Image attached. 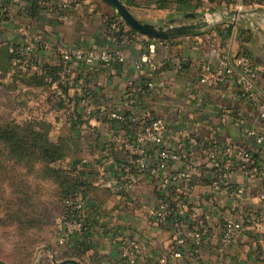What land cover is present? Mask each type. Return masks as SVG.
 Listing matches in <instances>:
<instances>
[{"label":"crops","instance_id":"crops-1","mask_svg":"<svg viewBox=\"0 0 264 264\" xmlns=\"http://www.w3.org/2000/svg\"><path fill=\"white\" fill-rule=\"evenodd\" d=\"M66 1L50 0V6L44 13L42 21L35 22L33 25L30 23V17L19 15L18 0H8L13 9L6 17L7 20L0 19V45L6 41L22 42L19 28L16 27L19 23H29L32 35L40 34L46 42L54 45H79L85 50L118 48L122 50L125 59L116 60L111 66L97 61L91 66L86 64L81 67L86 70L89 81L87 83L86 80L84 91L93 86L103 95V103L98 106L91 102L93 98L91 100L88 97L83 110L86 118H91V130L102 132L105 138L94 147L90 143L92 139L86 138L89 144H86L85 152L78 157L88 159L89 154L96 153L100 163L104 165V169L110 171L111 176L117 171L120 173L122 166L130 162L131 156L125 152V143L135 132L125 131L115 138L113 136L114 147L108 139L112 133V124H107L106 127V124L102 125L100 120L96 119L97 117H90V114L96 110L106 115H109L111 111H120L125 114L126 112L135 113L141 118L150 115V118L155 115L167 118L169 128L166 146L170 151H177L180 159L167 160L168 163L162 166L156 148L151 147L154 159L150 162L155 163L156 167L149 168L150 171L147 172L146 177H143L142 184L131 191V200L123 203L119 194L115 193L102 206L103 210L111 214L112 221L118 228L120 227L126 236L133 238L139 245L141 253L138 264H158L162 254L172 243L177 232L174 231L173 223L159 220L154 212L156 206L162 202L163 195L170 193L168 189L170 181L179 179L182 170L188 171L189 164H193V168L190 169L191 176L201 174L203 166L205 168L212 166L211 152L214 151L216 154L213 143L225 149L232 146L238 151H257L261 170L255 174L245 175L238 169L231 176L227 175L221 182L222 185L215 187L216 202L213 203L212 198L204 199L208 225L203 224L207 233L202 243L195 245L190 242L184 254L180 257H171L169 263L263 264L264 223L258 227H255L254 223L252 225L248 223L249 228L241 235L237 247L225 256H221L220 253V235L221 224L228 217L240 218L247 222L249 217L264 210V0H247L245 5L244 0H233V2L232 0H215L214 2V4L221 2L223 7L212 13L233 8L246 12L241 24L243 27L252 28L251 38L248 41L251 57L244 55V49L240 48L234 31V22H229L233 25V32L229 39L215 29L217 25L224 24L220 23L196 34L177 39H159L136 31L138 34L130 36V39L125 42L117 38V30L113 27L115 20L108 19L116 13L106 2L89 0V4L84 7L89 10L86 13L84 8L78 9L79 5L72 8L64 7L63 4ZM188 1L196 2V0ZM208 2L209 0H203L201 4ZM193 5L195 4L186 3L185 7H180L175 2L170 10L136 7L132 11L154 19H184L187 15H189L188 19H192L191 15L194 14L192 9L195 8ZM200 10L201 12L196 14L198 17L204 12L211 13L205 5L200 7ZM199 33L201 35H198ZM181 38L187 39L180 40ZM55 52V50H46L41 55H47L45 58L55 64L58 63L57 56L53 54ZM150 52H154L158 58L170 64L168 71L165 70L161 77L157 76L158 78L151 82L153 87L157 88L155 93L158 100L155 102L141 101L147 98L140 100L136 96L137 91H140V80L144 77H155V73L142 64ZM243 56L250 57L257 72L260 89L248 88L239 71L228 74L223 79H215L214 72L226 68L233 62L240 66ZM79 91L78 88L73 87L70 89V95L74 96V93ZM134 91L136 103L126 104L127 96ZM58 118L61 120L62 128L65 120L63 109H58ZM239 118L247 121V124L255 130V136L244 135L241 132V127L237 124ZM77 128L81 136L85 137L89 134L86 124ZM94 134L93 132L92 135ZM258 136H261V142L258 141ZM191 137H197L199 144L189 150L187 148L191 143L188 140ZM100 147L105 148L108 153L99 152ZM116 147L120 160L114 155ZM176 174L180 176L174 178ZM235 185L245 187V193L237 198L229 195ZM210 189L212 187L198 183L195 192L186 191V194L192 203L195 199L198 200L197 196L200 192ZM201 209L194 207L195 213H192V209L185 204L182 212L190 215L191 219L197 216ZM185 226L187 227L186 224ZM252 228H255L252 231L254 233H249L253 230ZM110 232V229H101L96 236H92L94 246L88 250L87 255L90 256L97 250L103 257L102 264H127L122 252L113 243V233Z\"/></svg>","mask_w":264,"mask_h":264},{"label":"trees","instance_id":"trees-1","mask_svg":"<svg viewBox=\"0 0 264 264\" xmlns=\"http://www.w3.org/2000/svg\"><path fill=\"white\" fill-rule=\"evenodd\" d=\"M28 1L29 10L25 16L30 17V23L34 25L35 22L42 21L44 13L50 6V0ZM202 1L196 0L190 3L188 0H124L133 11L136 7L170 10L175 2L180 7H185L186 3L195 4L193 5L195 8L192 9L194 14H199L200 7L204 5L208 7L209 12L223 7L221 2L214 4L215 0L201 4ZM89 2V0H76L78 9L84 8ZM246 3L247 0H244V5ZM11 10L4 12L1 19L7 20L6 17ZM84 12H89L87 7L84 8ZM108 19L115 20L114 24L120 27L117 31L118 39H122L124 34L129 36L138 34L126 26L116 14ZM20 26L21 23L16 28ZM26 27L31 32L29 23ZM215 29L229 39L233 32V25L226 22L217 25ZM250 34H252V28L243 27V24L239 22L236 37L240 48L244 49L243 54L251 57L248 46ZM184 39L187 38L180 40ZM21 43L6 41L0 45V264H102L103 257L100 252L95 250V253L90 256L87 253L94 246L92 236H96L101 229H110L113 234L123 232L112 221L111 214L102 209L108 198L115 193L94 181V177L98 174L95 164L100 163L96 153L89 154L88 159L87 157L79 159L78 155L83 154L89 144L86 138L92 139L90 141L92 147L105 138L102 132L91 130V118H86L83 110L88 97L91 100L93 98L91 102L98 106L103 103V95L93 86L84 91L87 80L85 69L76 68L73 70V75L62 77V71L68 65L64 54L60 51L55 50L57 53H53L57 56L58 62L54 64L45 58L47 55H41L45 51L40 45L34 53H17ZM19 58L21 62H17ZM100 63L105 65L103 62ZM32 65L41 66L42 71L37 72ZM169 65V62H165L163 66L151 70L155 73V77H144L140 80V91L136 93L137 99L147 98L141 101L148 102L158 100L155 93L157 88L150 83L158 78L157 76L161 77L165 70L168 71ZM81 78H84L85 84L80 83ZM70 80H73L72 85L69 84ZM87 83H89L88 80ZM57 86L64 89L68 101L57 97ZM73 87L80 91L71 96L70 89ZM131 93L130 97H133L135 91ZM134 99L135 104L136 98ZM69 103H72L71 107L68 106ZM59 108L65 113L62 128L61 120L58 118ZM126 113H124L125 120L115 119L110 114L106 115L99 110L90 114V117H97L96 119L100 120L102 125L106 124V127L107 124H112V133L108 139L115 147V136L125 131L135 132L130 137L134 140L136 133L144 130L148 122L156 118V115L151 118V115L141 118L136 114L131 117L133 113ZM84 124L89 130L88 135L84 134L85 137L78 133L77 128L83 127ZM55 129L58 131L57 134ZM198 144H190L187 149L197 147ZM212 145L215 147L216 144ZM230 147L232 152L228 154H224L225 147H218L217 155L211 158L212 166L209 168L203 166L201 174H193L189 177L181 175L179 179L170 181L168 184L170 193L162 196V202L157 204L155 211L160 209L162 204L167 205L169 218L164 221L173 223L174 231H184L186 228L183 226L186 224L191 229H200L207 233L204 228V225H208L204 199L212 198V202H216L214 182L216 180L223 182L225 174L232 175L241 165L237 158L238 150ZM98 150L108 153L102 147ZM116 150L117 147L114 148V152ZM125 152L128 153L126 150ZM250 152L252 153L251 162L259 166L260 161L257 160L259 153L253 150ZM114 155L120 160L117 152ZM131 157L136 158L135 155ZM161 161L160 157V163ZM227 163L231 164L230 168L226 167ZM134 165L131 166L136 168ZM155 167V163L149 162L146 170L149 172V168ZM106 173L110 171L107 170ZM113 175L123 182L122 175L118 171ZM198 183L212 189L200 192L197 196L198 200L195 199L191 203L185 192H195ZM134 188L130 190V196ZM80 199L85 200L83 210L77 208ZM185 204L192 209V213H195L194 207L202 209L197 216L190 219V215L182 212ZM58 219H62V222L79 221L81 230L74 231L67 237L65 243H60L57 239ZM248 223L249 225L254 223L253 216L249 217L246 225ZM252 229L249 233H254L252 231L255 228Z\"/></svg>","mask_w":264,"mask_h":264},{"label":"built area","instance_id":"built-area-1","mask_svg":"<svg viewBox=\"0 0 264 264\" xmlns=\"http://www.w3.org/2000/svg\"><path fill=\"white\" fill-rule=\"evenodd\" d=\"M77 5L76 0H67L63 6L67 8H72ZM12 6L9 5L8 0H0V19L4 12L10 11ZM17 10L19 15L25 16V14L29 10V1L28 0H18ZM234 31L236 32V27L239 23H234ZM114 29L119 31L120 27L117 24L113 25ZM20 38L23 40L17 53H34L35 49L38 45H40L44 51L46 50H57L64 54L66 63L68 67L62 71V77L66 75H73V70L76 68H81L83 65H92L95 62H103L106 66H111L114 61L119 60L123 61L125 59V55L121 49H88L85 50L82 46L79 45H54L46 42L40 34H31V32L26 27L25 23H21L19 28ZM130 39L128 34H124L122 37L123 41H127ZM22 60L19 58L17 62H21ZM242 64L238 66L236 62L228 64L226 68H221L217 72H214V77L216 80L223 79L228 74H233L236 71H239L240 74L244 77L248 88L260 89V86L257 82V72L250 60L249 56H243L241 58ZM164 60L158 58L154 52H150L142 61V64L151 70H155L157 67L164 65ZM37 72H41L42 68L38 65H32ZM209 70V67L207 68ZM81 84H85L84 78L80 79ZM69 84H73V80L69 81ZM152 85V83H150ZM57 97L60 100L68 101V97L64 91V89L60 86L56 87ZM135 97L127 96L126 104L133 105ZM69 107L72 106V103L68 104ZM110 115L115 119L125 120L126 115L120 111H111ZM135 113L131 114L133 117ZM237 124L241 127L240 130L244 135L255 136V130L247 124V121L243 118L237 119ZM169 128L168 120L165 116H158L153 120L149 121L147 126L142 131H138L134 140L131 138L126 141L125 149L128 152L127 154L132 156L135 155L136 158L129 157L130 162L124 164L121 168L120 175H122V180H118V178L113 175H109L106 173L104 169V165L98 163L96 165V169L98 174L94 177L95 183L99 184L104 188L111 189L112 192L119 194L120 199L123 203H128L131 200V196L129 194L130 190L136 186L141 185V181L143 177L147 175L148 163L153 157L151 147L156 148L157 155L162 158L160 165L164 166L167 164V160H176L180 159V154L177 151H170L166 146V135L167 130ZM258 141L261 142V136H258ZM191 144L199 143L197 137H191L188 140ZM185 144V143H184ZM183 144V145H184ZM182 145V146H183ZM218 146L215 145L216 154L214 151L211 152L212 157L217 155ZM178 150H181V146L178 147ZM232 152V148L228 147L224 150V154ZM252 153L250 151L239 150L237 153V158L240 161L241 165L239 170L243 172L245 175L258 173L261 168L258 165H253L251 162ZM136 163V165H134ZM134 165L136 168H134ZM227 168L231 167L230 163L226 164ZM189 170H183L180 172V175L190 176V169L193 168V164H189ZM237 170L235 171V173ZM178 175V176H180ZM230 174H225V177ZM177 174L174 178L178 177ZM221 182L215 181V187H219ZM124 190V191H120ZM245 193V187L242 185H235L230 190L229 195L231 197L237 198L238 196H242ZM186 194V192H185ZM77 208L80 210L84 209L83 201L84 199L78 200ZM156 216L159 220H167L168 209L167 205L162 204L161 208L155 211ZM254 226L258 227L259 225L264 223V210H260L256 215L253 216ZM186 228L182 232H177L174 235V239L172 243L168 246L165 253L162 254L160 261L158 264H170L171 257H180L184 254L186 247L190 242H193L195 245H200L204 239L205 232L200 229H191L189 227L183 226ZM222 227V235L221 238V247L220 253L221 256H225L230 251L234 250L239 244L240 237L243 232L249 227L246 225V222L240 218L228 217ZM81 230V222L74 220H67L62 222L58 226V235L57 239L60 243H65L67 241V237L72 234L74 231ZM113 243L120 249L123 255V259L127 264H138L139 257L141 253V249L139 245L134 241L133 238L126 236L123 232H117L112 236ZM202 264V263H198Z\"/></svg>","mask_w":264,"mask_h":264},{"label":"water","instance_id":"water-1","mask_svg":"<svg viewBox=\"0 0 264 264\" xmlns=\"http://www.w3.org/2000/svg\"><path fill=\"white\" fill-rule=\"evenodd\" d=\"M131 29L159 39H177L193 35L203 29L211 28L220 23L243 21L246 12L238 8L215 13H202L199 17L192 14L184 19H154L143 14H136L123 0H103Z\"/></svg>","mask_w":264,"mask_h":264},{"label":"rangeland","instance_id":"rangeland-1","mask_svg":"<svg viewBox=\"0 0 264 264\" xmlns=\"http://www.w3.org/2000/svg\"><path fill=\"white\" fill-rule=\"evenodd\" d=\"M55 132H56V134L58 133L57 129H55ZM61 223H62V219H58L57 226H59Z\"/></svg>","mask_w":264,"mask_h":264}]
</instances>
